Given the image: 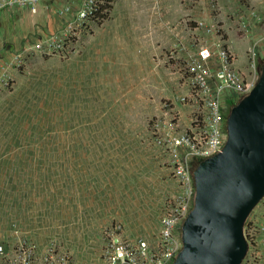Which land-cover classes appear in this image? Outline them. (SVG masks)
Instances as JSON below:
<instances>
[{"label":"rangeland","instance_id":"rangeland-1","mask_svg":"<svg viewBox=\"0 0 264 264\" xmlns=\"http://www.w3.org/2000/svg\"><path fill=\"white\" fill-rule=\"evenodd\" d=\"M2 1L0 253L24 240L68 264H100L111 226L152 244L178 190L158 140L189 125L197 49L232 51L244 69L256 40L258 69L264 0H112L101 21L92 19L100 0H36L34 11ZM186 149L175 151L191 172L199 159L185 163ZM243 235L240 264H264V196Z\"/></svg>","mask_w":264,"mask_h":264},{"label":"built area","instance_id":"built-area-1","mask_svg":"<svg viewBox=\"0 0 264 264\" xmlns=\"http://www.w3.org/2000/svg\"><path fill=\"white\" fill-rule=\"evenodd\" d=\"M5 2L0 0V11ZM36 0H27L28 7L34 11ZM249 26L239 24L240 37H247ZM246 47L243 59L245 67L234 66V52L221 51L214 57L212 48L203 45L197 49L192 73L191 109L189 125L180 135L165 134L158 142L166 143L171 150V157L176 163L172 177L176 181L177 192L157 223L155 240L146 241L127 239L119 226H111L106 232L107 238L102 246L100 264H171L181 247L180 226L193 204L194 186L191 172L179 162L176 147H185V163L191 158L202 159L218 152L226 139L225 115L228 102L245 95L255 84L259 69L254 66V47ZM215 58V59H214ZM214 59V65L206 62ZM216 63V64H215ZM205 64V65H204ZM229 108V107H228ZM48 247L39 252L33 245L18 240L10 251L0 253V264H68L67 257Z\"/></svg>","mask_w":264,"mask_h":264},{"label":"water","instance_id":"water-1","mask_svg":"<svg viewBox=\"0 0 264 264\" xmlns=\"http://www.w3.org/2000/svg\"><path fill=\"white\" fill-rule=\"evenodd\" d=\"M224 124L221 149L191 170L193 204L171 264H240L247 251L243 224L264 196V64Z\"/></svg>","mask_w":264,"mask_h":264},{"label":"trees","instance_id":"trees-1","mask_svg":"<svg viewBox=\"0 0 264 264\" xmlns=\"http://www.w3.org/2000/svg\"><path fill=\"white\" fill-rule=\"evenodd\" d=\"M112 0H100L96 3V6L92 11V19L95 21L105 20L108 17V12L111 9ZM260 66H258V69Z\"/></svg>","mask_w":264,"mask_h":264}]
</instances>
